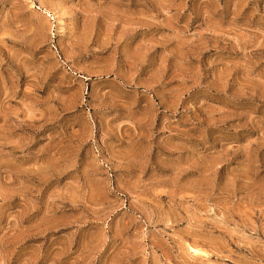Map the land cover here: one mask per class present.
Here are the masks:
<instances>
[{
    "label": "rangeland",
    "instance_id": "rangeland-1",
    "mask_svg": "<svg viewBox=\"0 0 264 264\" xmlns=\"http://www.w3.org/2000/svg\"><path fill=\"white\" fill-rule=\"evenodd\" d=\"M0 264H264V0H0Z\"/></svg>",
    "mask_w": 264,
    "mask_h": 264
},
{
    "label": "bare ground",
    "instance_id": "bare-ground-1",
    "mask_svg": "<svg viewBox=\"0 0 264 264\" xmlns=\"http://www.w3.org/2000/svg\"><path fill=\"white\" fill-rule=\"evenodd\" d=\"M200 250V249H199Z\"/></svg>",
    "mask_w": 264,
    "mask_h": 264
}]
</instances>
